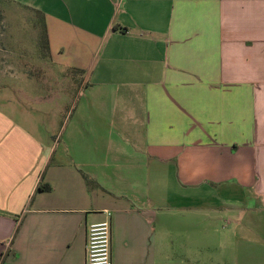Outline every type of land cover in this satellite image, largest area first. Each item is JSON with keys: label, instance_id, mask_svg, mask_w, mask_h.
<instances>
[{"label": "crops", "instance_id": "0c3cea01", "mask_svg": "<svg viewBox=\"0 0 264 264\" xmlns=\"http://www.w3.org/2000/svg\"><path fill=\"white\" fill-rule=\"evenodd\" d=\"M9 2L44 15L49 61L79 80L54 144L35 109L0 108V264H86L106 212L112 264H186L174 210L264 216V0ZM34 79L19 92L57 97ZM174 184L196 205L175 209Z\"/></svg>", "mask_w": 264, "mask_h": 264}, {"label": "rangeland", "instance_id": "374dc122", "mask_svg": "<svg viewBox=\"0 0 264 264\" xmlns=\"http://www.w3.org/2000/svg\"><path fill=\"white\" fill-rule=\"evenodd\" d=\"M0 11L4 16L0 22V108L13 115H19L18 111L22 106L35 109L30 110V114L39 113L45 119L46 131L53 133L51 143L54 144L59 131L57 120L53 123L52 119L57 118V114L67 113L71 107L73 95L71 92L67 95L65 91L70 87L76 89L79 76H71L64 71L62 75H57V66L43 56L45 51L39 46L41 27L38 14L19 9L9 0H0ZM48 65L53 66L47 70L46 75L38 69H46ZM32 77L36 78L34 80L57 82V97L41 101L28 93L25 95L19 92L24 79ZM192 190L191 194L194 193ZM181 192L174 184L175 209L182 204L196 205V202L182 201ZM217 192L221 196L229 193ZM241 198L244 196L239 195V204ZM223 201L224 199L215 200L212 203L216 206L223 204ZM229 203L228 201L223 208L202 211L200 216H182L181 213L171 210L175 214L172 224L178 229L175 233L177 239L178 235H182L179 233L181 227L189 225L190 235L188 242H182L183 246L176 241L175 256L187 257L186 264H264V216L258 214L253 217L241 207L230 210ZM194 226L199 228L195 230ZM193 235L199 236V242Z\"/></svg>", "mask_w": 264, "mask_h": 264}, {"label": "built area", "instance_id": "2783aa9c", "mask_svg": "<svg viewBox=\"0 0 264 264\" xmlns=\"http://www.w3.org/2000/svg\"><path fill=\"white\" fill-rule=\"evenodd\" d=\"M107 218L91 224L87 236L86 264H112V212Z\"/></svg>", "mask_w": 264, "mask_h": 264}, {"label": "trees", "instance_id": "16d2710c", "mask_svg": "<svg viewBox=\"0 0 264 264\" xmlns=\"http://www.w3.org/2000/svg\"><path fill=\"white\" fill-rule=\"evenodd\" d=\"M39 15V24L41 27V31H40V35H39V46L40 48L45 51L43 52V56L45 58H49L50 57V46H49V38H48V31H47V26L45 23V19H44V15L41 12H36ZM4 19L3 13L2 11H0V22ZM85 180L87 182V184L90 187H98V184L91 180L87 175H84ZM39 190H42V187L38 188ZM47 190H49L50 188H45Z\"/></svg>", "mask_w": 264, "mask_h": 264}]
</instances>
